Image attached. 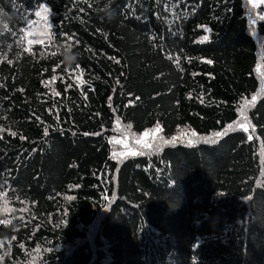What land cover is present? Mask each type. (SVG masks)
<instances>
[{"label": "trees", "instance_id": "1", "mask_svg": "<svg viewBox=\"0 0 264 264\" xmlns=\"http://www.w3.org/2000/svg\"><path fill=\"white\" fill-rule=\"evenodd\" d=\"M0 13V264H264V1Z\"/></svg>", "mask_w": 264, "mask_h": 264}, {"label": "clouds", "instance_id": "2", "mask_svg": "<svg viewBox=\"0 0 264 264\" xmlns=\"http://www.w3.org/2000/svg\"><path fill=\"white\" fill-rule=\"evenodd\" d=\"M5 23L6 22L4 20V14L0 13V27H4ZM61 55L63 56L65 63L69 66H71V64L74 63L76 60V55L72 52L71 44L62 46Z\"/></svg>", "mask_w": 264, "mask_h": 264}, {"label": "snow or ice", "instance_id": "3", "mask_svg": "<svg viewBox=\"0 0 264 264\" xmlns=\"http://www.w3.org/2000/svg\"><path fill=\"white\" fill-rule=\"evenodd\" d=\"M44 11L47 12V9H44ZM36 15L39 17V16L41 15V13H40V12H37ZM48 27H50V25H49ZM68 39L71 40L72 38L69 37ZM204 39L206 40L207 37L205 36ZM53 79H55V77H53ZM81 83H83V81H81ZM255 100H256V97L253 96V97H252V101H250V102L246 101L244 107L246 108L250 103L254 102ZM245 118H246V117H245ZM157 128H159V125H157ZM154 131H155V130H154ZM245 131H247L246 128H245ZM13 135H15V133H13ZM215 135H216V136H219V135H221V133H216ZM166 142H167V141H166ZM206 142H208V143H215L216 141L213 140V139H211V138H207V139H206ZM133 154H135V153H133Z\"/></svg>", "mask_w": 264, "mask_h": 264}, {"label": "rangeland", "instance_id": "4", "mask_svg": "<svg viewBox=\"0 0 264 264\" xmlns=\"http://www.w3.org/2000/svg\"><path fill=\"white\" fill-rule=\"evenodd\" d=\"M250 1L256 5H262L264 0H250ZM146 134H145V136H146ZM174 142H177V141H174Z\"/></svg>", "mask_w": 264, "mask_h": 264}]
</instances>
